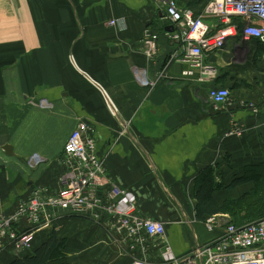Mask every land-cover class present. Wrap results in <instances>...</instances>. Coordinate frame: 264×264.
I'll return each instance as SVG.
<instances>
[{
    "label": "crops",
    "instance_id": "1",
    "mask_svg": "<svg viewBox=\"0 0 264 264\" xmlns=\"http://www.w3.org/2000/svg\"><path fill=\"white\" fill-rule=\"evenodd\" d=\"M178 1L200 12L208 0ZM122 17L126 30L108 25ZM162 25L153 0H0V212L11 211L34 187L63 185L64 144L86 119L99 155L107 157L106 194L132 198L142 215L163 221L178 257L217 238L222 227L211 231L196 218L193 193L207 167L229 182L264 163V43L233 38L206 55L216 70L207 83L181 78L188 65L173 61L168 72L174 79L149 91L135 77V68L147 66L137 43L147 26ZM160 42L152 75L175 50L166 38ZM213 85L232 94L220 109L208 96ZM234 120L246 129L241 137L226 135ZM251 187L214 196L222 204ZM52 229L67 239L71 264H129L143 255L107 223L68 212L37 234L35 249ZM34 250L2 254L0 264ZM148 256L159 259L155 248Z\"/></svg>",
    "mask_w": 264,
    "mask_h": 264
},
{
    "label": "built area",
    "instance_id": "2",
    "mask_svg": "<svg viewBox=\"0 0 264 264\" xmlns=\"http://www.w3.org/2000/svg\"><path fill=\"white\" fill-rule=\"evenodd\" d=\"M153 3L164 25L161 30L151 26L144 29L137 49L146 58L147 66L135 68L138 83L149 91L160 82L174 79L168 72L173 61L188 65L181 78L207 83L214 79L216 70L205 62L206 55L224 49L233 38L264 43V0H208L200 12L181 6L178 0ZM108 25L119 32L128 27L124 17L111 19ZM161 38H166L175 50L152 75ZM208 96L220 109L229 103L232 94L228 87L218 85L209 87ZM245 130L234 120L226 135L241 137ZM94 131L90 122L80 119L68 135L60 159L67 169L61 177L62 186L56 190L34 187L11 211L0 212V255L20 257L32 252L37 234L53 228L61 212H68L91 217L99 224L107 223L122 241L139 247L143 255L131 259L129 264H264V218L238 225L223 215L208 216L207 228L213 231L220 226L222 232L186 257L176 256L167 242L163 221L142 215L132 198L117 201L105 193L107 157L99 155ZM154 248L159 257L156 260L148 256Z\"/></svg>",
    "mask_w": 264,
    "mask_h": 264
},
{
    "label": "trees",
    "instance_id": "3",
    "mask_svg": "<svg viewBox=\"0 0 264 264\" xmlns=\"http://www.w3.org/2000/svg\"><path fill=\"white\" fill-rule=\"evenodd\" d=\"M260 42V41H259ZM218 86V85H213ZM251 183L252 187L239 198L226 199L220 204L214 196L216 191L233 190ZM196 200V218L206 220L219 213L229 214L234 223L241 225L264 218V163L248 166L241 175L231 181L224 179L223 173L214 167L205 168L198 178L193 193ZM67 239L61 238L52 229L46 240L32 254L16 258L9 264H71L66 253Z\"/></svg>",
    "mask_w": 264,
    "mask_h": 264
},
{
    "label": "water",
    "instance_id": "4",
    "mask_svg": "<svg viewBox=\"0 0 264 264\" xmlns=\"http://www.w3.org/2000/svg\"><path fill=\"white\" fill-rule=\"evenodd\" d=\"M166 29L167 30H171L172 28L171 27H167ZM4 149L7 151V153H9V151L12 150V147L11 146H5Z\"/></svg>",
    "mask_w": 264,
    "mask_h": 264
},
{
    "label": "rangeland",
    "instance_id": "5",
    "mask_svg": "<svg viewBox=\"0 0 264 264\" xmlns=\"http://www.w3.org/2000/svg\"><path fill=\"white\" fill-rule=\"evenodd\" d=\"M260 47V46H259ZM230 221H233L232 219Z\"/></svg>",
    "mask_w": 264,
    "mask_h": 264
}]
</instances>
